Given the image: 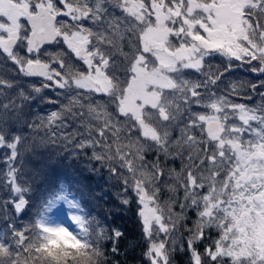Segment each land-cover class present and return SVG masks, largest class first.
Returning a JSON list of instances; mask_svg holds the SVG:
<instances>
[{"label":"snow or ice","instance_id":"obj_1","mask_svg":"<svg viewBox=\"0 0 264 264\" xmlns=\"http://www.w3.org/2000/svg\"><path fill=\"white\" fill-rule=\"evenodd\" d=\"M57 142L134 194L142 264H264V0H0V264H121L83 205L79 231L21 219L24 157Z\"/></svg>","mask_w":264,"mask_h":264},{"label":"trees","instance_id":"obj_2","mask_svg":"<svg viewBox=\"0 0 264 264\" xmlns=\"http://www.w3.org/2000/svg\"><path fill=\"white\" fill-rule=\"evenodd\" d=\"M213 63L221 64L222 58L217 57ZM248 77L255 79L256 74L237 70L232 73V78L239 79ZM56 106L39 103L33 104L32 110L41 115H46L48 111L55 110ZM75 125L70 126L67 131L71 132ZM45 130H41L40 135H44ZM175 135V133H173ZM65 149L60 142L57 145L49 144L34 147L26 154L24 159L31 166L32 171L28 173L31 181L32 192L30 194L33 201L32 207L21 217L22 220L32 218H42L46 213L48 200L55 195L64 193L72 198L76 205H83L87 211L103 220L110 227H116L125 233L120 241L122 251L127 249L124 256H117L121 264H142L141 253L146 248V243L142 239L140 221L136 214L135 196L129 190L128 196L132 197V202L127 207L121 205L118 194L121 192V184L118 181L110 180L108 169L101 166L100 161L89 160L87 156L80 154L78 149ZM88 155H91L89 150ZM154 153L147 154V159H154ZM169 168L180 170V160L170 159L165 165ZM179 195H183L182 192ZM170 193L162 189L160 194L161 202L168 200ZM111 210V211H108ZM179 212V208L175 209ZM78 211L76 207L75 213ZM189 219L186 221L189 227L196 219L195 213H187ZM69 229L79 231L71 217ZM183 232V229H181ZM183 235L186 237L187 232ZM212 237L217 236V232L210 230ZM201 250L203 244L200 245ZM177 264H186L184 254H177L175 257Z\"/></svg>","mask_w":264,"mask_h":264},{"label":"rangeland","instance_id":"obj_3","mask_svg":"<svg viewBox=\"0 0 264 264\" xmlns=\"http://www.w3.org/2000/svg\"><path fill=\"white\" fill-rule=\"evenodd\" d=\"M50 199L55 201V207H49L47 202L46 213L43 214L42 218L50 225H62L69 228L71 217L76 210V207L70 206V203H74L72 198L69 195L60 193Z\"/></svg>","mask_w":264,"mask_h":264},{"label":"clouds","instance_id":"obj_4","mask_svg":"<svg viewBox=\"0 0 264 264\" xmlns=\"http://www.w3.org/2000/svg\"><path fill=\"white\" fill-rule=\"evenodd\" d=\"M53 226H55V225H53Z\"/></svg>","mask_w":264,"mask_h":264}]
</instances>
